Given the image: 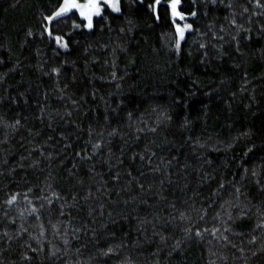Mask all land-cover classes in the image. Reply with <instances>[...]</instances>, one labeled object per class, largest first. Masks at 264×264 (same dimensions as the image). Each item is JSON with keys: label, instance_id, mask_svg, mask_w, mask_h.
<instances>
[{"label": "trees", "instance_id": "obj_1", "mask_svg": "<svg viewBox=\"0 0 264 264\" xmlns=\"http://www.w3.org/2000/svg\"><path fill=\"white\" fill-rule=\"evenodd\" d=\"M61 2L0 0V264H264V0H181L179 51Z\"/></svg>", "mask_w": 264, "mask_h": 264}, {"label": "snow or ice", "instance_id": "obj_2", "mask_svg": "<svg viewBox=\"0 0 264 264\" xmlns=\"http://www.w3.org/2000/svg\"><path fill=\"white\" fill-rule=\"evenodd\" d=\"M119 4L120 0H84L83 3H81L80 0H63V3L59 6L58 10L54 11L52 15L44 17V20L52 22L57 20L58 18H64L68 13L72 12L73 10H76L79 13V16L83 19V21H86L84 27L91 31L94 28V17H101L105 9H111L113 13H120L121 8ZM180 5L181 0H168L167 4H164L162 0H154V4H150L148 6L153 10L154 13H156L155 18L157 20L160 19V14L158 11L160 7L165 8L166 12L170 11L172 23L175 25V34L178 37L175 43V48L177 49V51L181 49V41L185 40L186 30L191 29L192 27V25L190 24H184L183 26H181L179 23L176 22L177 18H179L180 20L184 19V14L178 10V7ZM192 15H196V13H192ZM79 26V24L76 25V27ZM44 31L47 32L48 36L50 37L53 35L52 30L50 28H45ZM28 35L30 36L32 35V33L29 32ZM54 39L56 45L59 48L65 50L69 48L68 42L63 40L62 37L56 36ZM201 47H203V45H201ZM52 72L55 73L57 77H59V75L61 74V68H54L52 69ZM113 76H115V73H113ZM68 115H71V113H69ZM128 115L131 116V113H129ZM17 123H19V121H17ZM185 123H187V118L185 120ZM151 131H155V129H151ZM94 147L99 148L100 146L94 145ZM245 155H247V153H245ZM140 158L144 159L143 156H141ZM221 187H223V185H221ZM238 191L239 189H237V192ZM8 203H12V201L10 200L8 201ZM200 234L201 233L199 231L196 232L197 236H199Z\"/></svg>", "mask_w": 264, "mask_h": 264}, {"label": "rangeland", "instance_id": "obj_3", "mask_svg": "<svg viewBox=\"0 0 264 264\" xmlns=\"http://www.w3.org/2000/svg\"><path fill=\"white\" fill-rule=\"evenodd\" d=\"M80 2L83 3L84 0H80ZM62 3H63V0H62L61 4H62ZM61 4H60V5H61ZM58 8H59V7H58ZM58 8H57L56 10H58ZM56 10H55V11H56ZM74 11H76V10H74ZM85 23H86V21H85Z\"/></svg>", "mask_w": 264, "mask_h": 264}]
</instances>
